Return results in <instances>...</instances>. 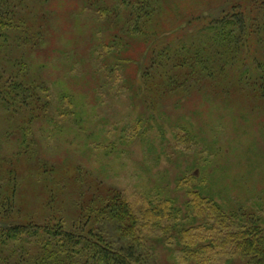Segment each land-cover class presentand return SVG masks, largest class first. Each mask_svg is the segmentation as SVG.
Segmentation results:
<instances>
[{
  "label": "rangeland",
  "instance_id": "obj_1",
  "mask_svg": "<svg viewBox=\"0 0 264 264\" xmlns=\"http://www.w3.org/2000/svg\"><path fill=\"white\" fill-rule=\"evenodd\" d=\"M107 1L102 9L118 5ZM205 1L178 7L201 11ZM0 6L13 12L6 22L14 25L1 28L0 84H8L0 100L15 79L34 83L39 96L0 103V204L7 200L10 209L0 208V227L12 224L3 223L10 216L68 233L91 230L116 250L151 247L159 264H246L228 261L226 237L244 220L264 228V100L244 82L252 70L224 71L234 73L228 82L199 74L192 93H162L103 70L109 11L71 15L61 0ZM163 17L167 29L174 21ZM119 195L135 218L134 234L105 211ZM10 251L0 246V264Z\"/></svg>",
  "mask_w": 264,
  "mask_h": 264
},
{
  "label": "trees",
  "instance_id": "obj_2",
  "mask_svg": "<svg viewBox=\"0 0 264 264\" xmlns=\"http://www.w3.org/2000/svg\"><path fill=\"white\" fill-rule=\"evenodd\" d=\"M181 1L117 0V6L105 9L101 7L108 6L107 0V3L105 0H61V4L71 9V15L79 10H94L97 15L109 11L106 17L110 35L101 52L106 54V59L102 60L103 70H118L128 83L135 84L139 78L141 83L154 85L162 93L194 87L192 93L199 84L198 80L191 81L194 76L200 74L198 79L217 77L228 82L234 73L222 76L224 71L238 69L241 72L248 66L252 78L244 82L250 84L253 91L260 92L264 100V0H208L203 10L191 12L178 7ZM7 15L13 12L0 6V34L1 28H14L12 22H6L11 21ZM164 15L174 21L167 29L163 24ZM75 21L74 25L78 24L77 17ZM81 40L80 35L72 36L71 44L78 45ZM3 84L7 86L8 82ZM11 84L14 90H8L0 103L8 106L12 103L9 99L19 95L31 103L39 98L31 81L26 84L15 79ZM5 86L0 84V93ZM12 199L11 196V206ZM7 203V200L1 202L0 208L10 211ZM127 206L125 198L119 195L105 208L109 217L120 218L129 226L126 235L135 231V218ZM162 211L161 208L155 214ZM9 217L3 223L12 224L0 227V246L11 248L5 264H79L83 261L87 262L85 264H159V260L150 255L151 247L145 251L138 243H125L116 250L111 243L101 245L99 242L105 243L104 238L91 230L86 235L68 233L59 226L32 221L13 223L15 220ZM253 219L244 220L248 224L227 234L226 240L232 248L228 253L229 262L239 257L246 264H264V228Z\"/></svg>",
  "mask_w": 264,
  "mask_h": 264
}]
</instances>
